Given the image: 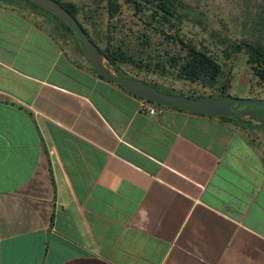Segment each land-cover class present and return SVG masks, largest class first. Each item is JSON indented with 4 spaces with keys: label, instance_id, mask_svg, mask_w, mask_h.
<instances>
[{
    "label": "crops",
    "instance_id": "0c3cea01",
    "mask_svg": "<svg viewBox=\"0 0 264 264\" xmlns=\"http://www.w3.org/2000/svg\"><path fill=\"white\" fill-rule=\"evenodd\" d=\"M54 26L0 4V264H264V131L141 113Z\"/></svg>",
    "mask_w": 264,
    "mask_h": 264
},
{
    "label": "trees",
    "instance_id": "16d2710c",
    "mask_svg": "<svg viewBox=\"0 0 264 264\" xmlns=\"http://www.w3.org/2000/svg\"><path fill=\"white\" fill-rule=\"evenodd\" d=\"M19 1L43 12L54 23L55 33L64 41L73 37L77 49L82 53L74 33L61 20L37 5L28 0H0V4L17 6ZM55 1L77 20L108 65L120 76L139 80L122 70L121 66H126L137 73L188 82L212 91L208 95H189L162 90L156 84L139 80L170 95L215 99L231 97L229 90L233 65L231 63L227 67L226 63L232 62L237 54L242 53L246 57L249 71L258 80L257 84L264 86V0L246 1L245 9L252 6L256 12L246 10L248 18L241 22L242 35L239 38H230L210 29L200 7L182 0H93V8L82 3ZM125 10L127 15H124ZM101 12L106 14L104 31L97 22ZM80 17L90 24L93 33L84 26ZM186 23L200 27L214 43L220 45L217 49L220 59L210 46L187 38L183 33ZM239 107L230 105L237 119H220L243 129L255 126L253 121L258 122L257 126H264V117Z\"/></svg>",
    "mask_w": 264,
    "mask_h": 264
},
{
    "label": "rangeland",
    "instance_id": "374dc122",
    "mask_svg": "<svg viewBox=\"0 0 264 264\" xmlns=\"http://www.w3.org/2000/svg\"><path fill=\"white\" fill-rule=\"evenodd\" d=\"M63 1H71L77 4H84L93 8V0H63ZM186 3L197 5L200 7L202 12L205 15V19L209 24V28L215 29L222 34L227 35L230 38L241 37V22L248 18L246 15V10H250L252 13L256 12V9L248 7L245 9L247 5V0H182ZM128 12L125 10L124 15H127ZM81 22L85 27L89 29L91 33H93V29L90 24L85 22L81 17ZM128 20V18H125ZM99 28L105 30L106 27V14L104 12L99 13L98 17ZM128 26H131L127 24ZM132 28L137 29L138 27L132 26ZM183 33L189 39H193L196 42L204 43L210 46L215 53L219 56L218 48L220 45L214 43V41L209 37L207 32H203V30L198 26H192L190 23L184 24ZM214 44V45H213ZM221 63L223 61L220 60ZM232 63L233 65V73L231 79V88L229 93L233 97L241 98V99H262L264 97V86H259L257 83V79L252 75L249 71L248 66L246 64V57L244 54H237L232 62H227V67ZM106 65L111 68L107 61ZM122 70L125 71L128 75L138 78L144 82L156 84L158 88L162 90H173L175 92L183 93V94H194V95H208L211 94L212 91L210 89H204L195 84H190L188 82L176 81L171 78H162L160 76L154 74H146V73H137L132 70L130 67L121 66ZM240 108V107H239ZM241 110H247L256 116L264 117V108H253V107H241Z\"/></svg>",
    "mask_w": 264,
    "mask_h": 264
},
{
    "label": "water",
    "instance_id": "95a60500",
    "mask_svg": "<svg viewBox=\"0 0 264 264\" xmlns=\"http://www.w3.org/2000/svg\"><path fill=\"white\" fill-rule=\"evenodd\" d=\"M28 1L61 20L74 33L78 39V45L83 55L92 69L100 77L122 87L137 97L146 99L152 104L208 117L235 119H237V117L235 115V110L230 108L231 104L240 107L264 108V97L262 99H241L231 96L215 99L211 97L191 98L170 95L139 80L120 76L106 65V60L97 46L89 39L77 20L58 2L55 0ZM238 123L240 124L241 122L239 121ZM255 129L264 131V126H258Z\"/></svg>",
    "mask_w": 264,
    "mask_h": 264
},
{
    "label": "built area",
    "instance_id": "2783aa9c",
    "mask_svg": "<svg viewBox=\"0 0 264 264\" xmlns=\"http://www.w3.org/2000/svg\"><path fill=\"white\" fill-rule=\"evenodd\" d=\"M138 109L139 112L145 113L150 116H154L158 109L160 108L159 106L152 104L151 102L147 101L146 99L138 97Z\"/></svg>",
    "mask_w": 264,
    "mask_h": 264
},
{
    "label": "flooded vegetation",
    "instance_id": "af4514ba",
    "mask_svg": "<svg viewBox=\"0 0 264 264\" xmlns=\"http://www.w3.org/2000/svg\"><path fill=\"white\" fill-rule=\"evenodd\" d=\"M256 127H258V126H249L248 129L253 130V129H255Z\"/></svg>",
    "mask_w": 264,
    "mask_h": 264
}]
</instances>
